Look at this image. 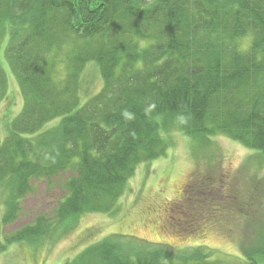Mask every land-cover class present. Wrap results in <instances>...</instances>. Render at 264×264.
Segmentation results:
<instances>
[{"label": "trees", "instance_id": "1", "mask_svg": "<svg viewBox=\"0 0 264 264\" xmlns=\"http://www.w3.org/2000/svg\"><path fill=\"white\" fill-rule=\"evenodd\" d=\"M90 63L102 80L94 93L82 78ZM7 68L23 103L0 142L2 223L33 181L67 172L58 222L70 228L79 215L114 210L137 166L166 155L173 132L200 142L227 135L264 157V0H0V102ZM229 184L192 177L191 196L206 194L192 197L182 228L222 229L233 214L246 223V202ZM259 230L250 254L264 264V220ZM55 231L38 219L5 235L0 254ZM117 236L66 264L225 262L202 246L185 258L150 243L131 253Z\"/></svg>", "mask_w": 264, "mask_h": 264}, {"label": "rangeland", "instance_id": "2", "mask_svg": "<svg viewBox=\"0 0 264 264\" xmlns=\"http://www.w3.org/2000/svg\"><path fill=\"white\" fill-rule=\"evenodd\" d=\"M7 75L8 95L0 102V142L8 122L23 103L15 76L8 68ZM82 78L90 93L102 85L92 63L86 66ZM205 174L217 183L230 182L235 188L233 192H237L236 198L246 202V223L233 214L222 229L207 223L198 233L191 234L182 228L185 223L179 220L193 217L189 202L206 194L201 187L204 193L191 196L187 186L192 177ZM67 178L68 172L33 181L32 190L23 197L17 215L6 223L1 222L4 207L0 192V240L38 219L56 228L49 240L45 236L35 242L23 240L8 245L0 254V264H66L85 246L112 234L122 235L117 238L131 253V248L150 243L185 258L197 256L203 251L197 247L202 246L221 255L223 264H261L251 256L250 248L256 244L264 220V190L261 191L264 157L227 135L209 136L200 142L198 138L173 132L166 155L137 166L125 182L114 210L79 215L70 228L66 226L68 219L58 222L55 216V208L66 193ZM183 194L189 195V199H183Z\"/></svg>", "mask_w": 264, "mask_h": 264}]
</instances>
